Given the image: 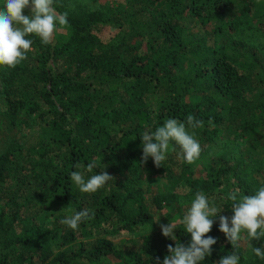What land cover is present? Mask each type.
Segmentation results:
<instances>
[{"label":"trees","instance_id":"1","mask_svg":"<svg viewBox=\"0 0 264 264\" xmlns=\"http://www.w3.org/2000/svg\"><path fill=\"white\" fill-rule=\"evenodd\" d=\"M67 6V5H66ZM57 22L50 43L35 34L27 59L0 66V111L12 130L0 150V264H163L167 245L157 207L149 206L143 172L182 182L188 198L204 192L226 211L234 190L253 195L264 186V0H127L98 9H69L54 0ZM25 15L30 14L25 9ZM203 121L194 132L201 151L222 150L194 176L192 163L171 142L156 167L142 162L141 136L168 118ZM97 167L85 171L88 163ZM79 164L82 167L76 168ZM73 171H106L114 179L80 192ZM90 209L76 230L60 221ZM177 242L191 236L177 224ZM138 237L122 248L108 236ZM217 240L199 264L235 252L238 264H264L253 247L232 248L214 222Z\"/></svg>","mask_w":264,"mask_h":264},{"label":"clouds","instance_id":"2","mask_svg":"<svg viewBox=\"0 0 264 264\" xmlns=\"http://www.w3.org/2000/svg\"><path fill=\"white\" fill-rule=\"evenodd\" d=\"M53 3L54 0H5L4 7L0 8V66L14 68L27 59L26 54L31 50L32 40L26 39V36L35 34L41 38L43 44H48L57 30V22L60 26L67 25L68 13H57ZM25 9L30 10L29 15L23 14ZM202 126L203 121L189 115L186 122L168 118L163 126L157 127L154 131H145L140 138L142 162H147L151 157L154 165L161 167L170 143L175 142L185 162L194 163L200 156L201 146L194 138V132H189L188 129ZM75 167L79 169L82 166L77 164ZM96 167L97 164L93 160L87 164L85 171L91 173ZM70 179L80 192L94 193L114 177L103 171L86 178L84 171H73ZM227 198L232 201L231 218L219 215L222 211L210 204L204 192L196 193L181 221L191 236L187 245L177 242L174 234L177 228L175 223L170 221L167 225H160L162 235L176 241L175 247L167 245L169 255L164 257L163 264H199L205 260L211 254L212 245L217 243L215 238L206 237L212 229L213 218L217 216L219 231L225 235L232 248L239 247L242 232L247 233L249 240L264 238V186L253 195H238V190H234ZM87 218H90V209H83L60 222L76 230ZM252 251L264 260V249L253 247ZM239 259L240 257L233 252L231 255L221 257L215 264H238ZM156 260L159 264V257Z\"/></svg>","mask_w":264,"mask_h":264},{"label":"rangeland","instance_id":"3","mask_svg":"<svg viewBox=\"0 0 264 264\" xmlns=\"http://www.w3.org/2000/svg\"><path fill=\"white\" fill-rule=\"evenodd\" d=\"M127 0H61V3L68 7L69 9H86L94 10L101 6H115L116 4H126ZM5 5V0H0V8ZM67 5V6H66ZM3 100L0 99V111L3 109ZM12 130L9 128L8 124L1 116L0 112V150L7 143ZM222 150V140H217L210 146H207L203 151H201L199 158L192 163V168L195 171L194 176L202 174V168L212 162V159ZM184 159H178V164L184 162ZM183 164L177 166L173 169L174 174H179ZM142 183L145 188V200L149 206H153L156 203V198L158 196L167 195L166 200H162L160 208L156 209V216L159 217L163 225H167L171 222L177 224L182 223V218L191 206L192 199L188 198L187 188L182 182L174 184L170 182L166 177L159 176L149 171H145L142 174ZM217 207V205H215ZM219 210V208L217 207ZM219 215H224L228 217V213L223 211ZM214 222L219 224V216L213 218ZM114 243L120 245L122 248L132 247L134 241L138 237L134 234H128L124 231L112 236H108ZM243 248L247 247L245 241H240ZM115 264V263H112Z\"/></svg>","mask_w":264,"mask_h":264}]
</instances>
